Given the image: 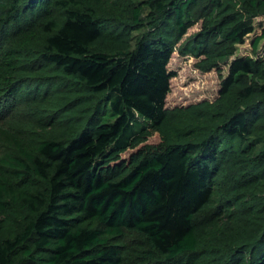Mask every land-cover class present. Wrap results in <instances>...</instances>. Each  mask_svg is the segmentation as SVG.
Masks as SVG:
<instances>
[{
    "label": "trees",
    "instance_id": "trees-1",
    "mask_svg": "<svg viewBox=\"0 0 264 264\" xmlns=\"http://www.w3.org/2000/svg\"><path fill=\"white\" fill-rule=\"evenodd\" d=\"M258 16L0 0V106L29 113L0 123V264H264V54L236 53ZM174 50L228 64L214 100L165 106Z\"/></svg>",
    "mask_w": 264,
    "mask_h": 264
},
{
    "label": "rangeland",
    "instance_id": "rangeland-1",
    "mask_svg": "<svg viewBox=\"0 0 264 264\" xmlns=\"http://www.w3.org/2000/svg\"><path fill=\"white\" fill-rule=\"evenodd\" d=\"M264 26V16H258L254 19V32L245 37L243 44L236 46V53L239 56L251 55L252 57L262 56L264 54V39L257 47V51H252V41L254 37L261 32ZM199 29V21L192 25L184 38L193 34ZM197 59L192 55H181L174 50L167 65L168 70L173 71L174 76L170 79V88L166 96L165 106L169 109L175 107H184L189 104L198 103L203 100H214L220 88V83L227 74L228 64H221L218 69L213 68L209 71H201L196 66ZM1 105V103H0ZM15 105L7 106L4 102L0 106V123L4 126H11L9 119L18 120L28 118V110H15ZM8 110V111H7ZM19 114H15V112ZM10 151L5 143L0 144V151Z\"/></svg>",
    "mask_w": 264,
    "mask_h": 264
}]
</instances>
